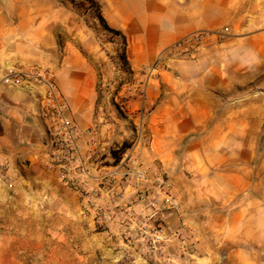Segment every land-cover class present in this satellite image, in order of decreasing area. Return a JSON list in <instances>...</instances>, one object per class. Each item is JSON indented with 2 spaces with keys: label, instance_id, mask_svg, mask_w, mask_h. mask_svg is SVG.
Returning a JSON list of instances; mask_svg holds the SVG:
<instances>
[{
  "label": "crops",
  "instance_id": "1",
  "mask_svg": "<svg viewBox=\"0 0 264 264\" xmlns=\"http://www.w3.org/2000/svg\"><path fill=\"white\" fill-rule=\"evenodd\" d=\"M94 1L107 26L126 38L132 83L116 94L129 97L125 110L135 132L100 98V83L110 97L123 77L115 72L113 43L97 38L66 0H0V69L54 74L55 91L81 134L87 175L80 178L89 191L83 197L49 167L41 119L46 88L0 83L5 216H29L35 207L44 215L58 211L63 223H88L98 201L114 212L111 198L121 190L100 188L99 176L113 167L98 160L109 161L111 149L129 142L142 169L166 177L180 209L168 219L190 225L192 264H264V170L257 173L250 162L264 126V105L250 97L264 79V0ZM198 32L207 34L193 57L170 56L175 43ZM139 126L147 141L139 140ZM223 143H231L229 152L216 147Z\"/></svg>",
  "mask_w": 264,
  "mask_h": 264
},
{
  "label": "rangeland",
  "instance_id": "2",
  "mask_svg": "<svg viewBox=\"0 0 264 264\" xmlns=\"http://www.w3.org/2000/svg\"><path fill=\"white\" fill-rule=\"evenodd\" d=\"M66 1L84 17L97 38L116 46L118 53L112 57L113 64L123 77L117 79L114 95L110 97L102 95L106 86L100 83V98L112 102L117 115L128 120V125L135 132L136 126L132 124V118L125 110L129 97L116 94L121 89L126 90L132 83L129 71L119 61L124 49L121 40L101 28L96 18V10L84 0ZM80 5L83 8L78 9ZM256 82L255 87L250 90V97L253 99L251 101L256 105H264V79ZM257 134L262 135L261 142L250 162L259 173L264 170V126ZM138 136L140 141H147L146 132L140 126ZM123 144L129 147L127 150L132 146L129 142ZM121 146L109 151V161H103L105 157H100L98 161L112 166L114 170L119 161L115 162L113 157L120 156ZM240 146L244 145L241 143ZM216 147L229 152L232 145L223 143ZM240 163L245 165V158H241ZM153 175L161 176L166 183V189L160 194H155L150 182L135 189L127 180L119 179L115 187H119L121 192L111 198L116 202L113 206L114 212L111 214L104 207V202L100 204L98 201L99 206L94 211L85 212L89 215L94 213V218L88 223L77 222L76 219L71 220V223H63L58 211L44 215L45 209L35 207L30 208L29 216L20 215L17 211L14 215L5 216L1 204L0 264H192L194 258L191 255L195 248L194 242L189 239L190 225L179 220L174 223L168 219L174 215L173 211L178 214L180 209H171L169 203L164 202L165 193L171 201H176L166 177L162 174ZM152 202L155 203L154 208L150 206ZM75 221L77 223H72Z\"/></svg>",
  "mask_w": 264,
  "mask_h": 264
},
{
  "label": "built area",
  "instance_id": "3",
  "mask_svg": "<svg viewBox=\"0 0 264 264\" xmlns=\"http://www.w3.org/2000/svg\"><path fill=\"white\" fill-rule=\"evenodd\" d=\"M206 34L198 32L185 36L171 47L169 50L170 56L177 60L193 57L202 45ZM116 71L119 73L117 69ZM34 81L40 83L47 90L46 109L42 114L43 116L41 115V119L43 120V128L50 150L51 161L49 167L57 172L60 181L85 197L89 194V191L87 182L80 178L87 175L80 156L79 142L81 134L71 121L67 106L55 91L54 74L49 70L4 74L0 69V83L5 85L23 87ZM88 143L94 149V141L89 140ZM99 179L100 188L105 192H109L114 188L119 179L127 180L135 189H139L150 182L156 195L167 187L161 176L153 175L150 171L141 168L138 157L133 154L132 148L123 153L119 164L113 171L100 175ZM165 197L166 201L164 202H168L171 209H179V205L175 201H171L166 193ZM150 206L154 208L155 203L152 202Z\"/></svg>",
  "mask_w": 264,
  "mask_h": 264
},
{
  "label": "trees",
  "instance_id": "4",
  "mask_svg": "<svg viewBox=\"0 0 264 264\" xmlns=\"http://www.w3.org/2000/svg\"><path fill=\"white\" fill-rule=\"evenodd\" d=\"M84 1L87 3V5L91 6L92 8H94V9L96 10V14H97L96 18H97V20H98L99 25L101 26V28H102L105 32H107V33H109V34H111V35H114V36L118 37V38L121 40V43H122L124 49H123L122 53H121L120 56H119V61L122 63V65H125V61H126V59H125V52H124V50H125V47H126V45H127L126 38H125L120 32L115 31V30H112V29H110V28L107 26L106 22L104 21V19L102 18L101 14H100L99 6L97 5V3H96L94 0H84ZM72 4H74V3L72 2ZM77 8H78V9L83 8V5H80V6H78ZM75 12H76V11H75ZM76 13H77V12H76ZM260 142H261V141H260ZM128 148H129V147H126V145L123 144V145L121 146V148H120L121 154H122L125 150H127ZM121 154H120V156H121ZM111 155H112V154H111ZM112 156H113V155H112ZM120 156L118 155V157H113V158L115 159V162H118V161H119V159L121 158Z\"/></svg>",
  "mask_w": 264,
  "mask_h": 264
}]
</instances>
